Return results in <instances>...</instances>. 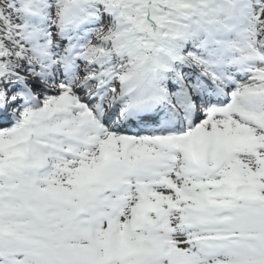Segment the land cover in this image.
<instances>
[{
    "label": "snow or ice",
    "instance_id": "6c2138e0",
    "mask_svg": "<svg viewBox=\"0 0 264 264\" xmlns=\"http://www.w3.org/2000/svg\"><path fill=\"white\" fill-rule=\"evenodd\" d=\"M0 264H264V0H0Z\"/></svg>",
    "mask_w": 264,
    "mask_h": 264
}]
</instances>
